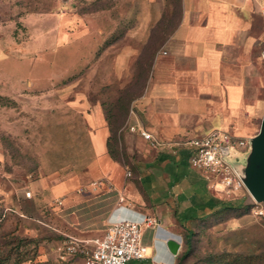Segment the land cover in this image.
I'll use <instances>...</instances> for the list:
<instances>
[{
    "label": "rangeland",
    "instance_id": "rangeland-1",
    "mask_svg": "<svg viewBox=\"0 0 264 264\" xmlns=\"http://www.w3.org/2000/svg\"><path fill=\"white\" fill-rule=\"evenodd\" d=\"M178 16L166 0H0V264H83L62 255L66 235L79 232L64 222L61 205L42 200L39 184L73 180L87 191L96 181L88 175V114L97 108L117 127L127 157L138 154L143 143L128 117L144 92L153 48ZM252 70V98L264 100V60ZM237 197L249 209L194 225L185 263L213 256L264 264V202L246 190Z\"/></svg>",
    "mask_w": 264,
    "mask_h": 264
},
{
    "label": "crops",
    "instance_id": "crops-1",
    "mask_svg": "<svg viewBox=\"0 0 264 264\" xmlns=\"http://www.w3.org/2000/svg\"><path fill=\"white\" fill-rule=\"evenodd\" d=\"M263 4L264 0H179L178 23L152 60L129 126L142 123L159 143L211 130L229 131L248 141L232 160V164L244 162L249 138L259 128L256 119L260 123L264 111V100L252 98L254 91L247 84L256 60L260 64L263 59ZM88 121L93 150L88 175L103 183L87 191L73 180L51 187L41 183L39 188L46 189L42 200L54 207L52 201L62 199V219L79 232L75 237L80 239L101 235L115 220L151 216L160 229L142 231L147 257L136 262L174 264L165 239L180 237L176 217L199 215L200 199L224 196L190 167L186 148L177 147L172 153L169 146H152L136 132L143 143L134 156L140 169L127 175L130 172L107 153L109 130L102 110L88 114ZM119 195L125 203H118ZM84 231L95 236L80 233Z\"/></svg>",
    "mask_w": 264,
    "mask_h": 264
},
{
    "label": "built area",
    "instance_id": "built-area-1",
    "mask_svg": "<svg viewBox=\"0 0 264 264\" xmlns=\"http://www.w3.org/2000/svg\"><path fill=\"white\" fill-rule=\"evenodd\" d=\"M129 130L138 133L152 146H169L172 153L176 152L177 147L186 148L190 167L204 176L209 187L218 189L222 196L230 198L246 190L232 164V160L237 159L247 147L246 138L237 137L229 131L211 130L201 136L159 143L140 122L130 125ZM102 183L103 180L99 179L89 185L93 188ZM118 203H125L122 195L118 196ZM54 204L60 206L62 199H55ZM148 227L160 229V224L148 215L142 216L138 221L115 220L107 225L101 235L93 239L66 235L60 250L62 255L80 256L83 264H127L131 260H144L147 257V246L142 242V231ZM175 238L180 241V237Z\"/></svg>",
    "mask_w": 264,
    "mask_h": 264
},
{
    "label": "trees",
    "instance_id": "trees-1",
    "mask_svg": "<svg viewBox=\"0 0 264 264\" xmlns=\"http://www.w3.org/2000/svg\"><path fill=\"white\" fill-rule=\"evenodd\" d=\"M176 5L178 10L180 9L179 0H166L167 8L173 7ZM179 18V16H178ZM175 21L171 24V27L167 31H163V38L161 41L153 48L152 54L150 56L151 63L153 60V56L155 51L158 50L160 46L165 42V40L171 35L175 26L178 23ZM106 118V117H105ZM107 125L109 130V135L106 141L107 153L109 156L116 162L120 163L123 167H125L130 173L134 171H138L140 169L137 165V161H135L133 157H127L124 148L119 146V137L116 135L117 127L111 124L108 119ZM92 148V147H91ZM93 154V150H92ZM245 192V190L240 191L237 195L232 198H217V197H209L207 199H200L198 203H196V208L200 211L199 215H191L183 218L176 217L177 224L179 228V233L182 236V243L180 244V248L175 255V263L174 264H187L185 263V259L190 253L192 247V237L194 236L193 226L204 223L208 218L213 217L217 214H221L223 212L229 211H241L245 213L250 205H244V198L237 197L240 193ZM221 257V256H220ZM206 264H228L229 261L217 258L215 259L213 256L206 258ZM141 264H150L149 262L141 263Z\"/></svg>",
    "mask_w": 264,
    "mask_h": 264
},
{
    "label": "water",
    "instance_id": "water-1",
    "mask_svg": "<svg viewBox=\"0 0 264 264\" xmlns=\"http://www.w3.org/2000/svg\"><path fill=\"white\" fill-rule=\"evenodd\" d=\"M262 57L264 59V47ZM233 168L253 200L264 202V111L257 133L249 138V152L245 161L234 163ZM165 245L175 256L180 248V241L170 237L165 240Z\"/></svg>",
    "mask_w": 264,
    "mask_h": 264
},
{
    "label": "bare ground",
    "instance_id": "bare-ground-1",
    "mask_svg": "<svg viewBox=\"0 0 264 264\" xmlns=\"http://www.w3.org/2000/svg\"><path fill=\"white\" fill-rule=\"evenodd\" d=\"M179 236V235H178Z\"/></svg>",
    "mask_w": 264,
    "mask_h": 264
}]
</instances>
